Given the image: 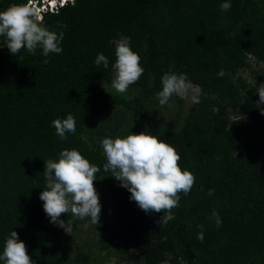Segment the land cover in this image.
<instances>
[{"label": "trees", "instance_id": "trees-1", "mask_svg": "<svg viewBox=\"0 0 264 264\" xmlns=\"http://www.w3.org/2000/svg\"><path fill=\"white\" fill-rule=\"evenodd\" d=\"M26 0H0V10ZM73 0L44 13L50 30L63 31L60 54L47 64L41 50L12 56L0 47V253L11 231L35 264H91L95 255L51 223L40 193L44 160L78 150L100 168V259L111 264H264V115L255 86L264 82V0ZM67 27H57V25ZM130 37L144 73L124 94L111 87L112 40ZM2 39V38H0ZM98 53L109 67H96ZM223 69L225 75L218 77ZM186 73L202 87L199 105L165 126L150 102L167 71ZM247 70L242 76L240 71ZM180 109L183 100L173 96ZM219 112H213V108ZM71 113L76 132L61 140L54 119ZM230 117L241 118L231 124ZM167 123V122H166ZM231 124V126H230ZM138 130V131H136ZM149 131L174 146L182 169L195 176L180 194L175 219L145 213L111 172L100 141ZM236 152V155H235ZM213 195H207L209 189ZM222 219L209 220L213 211ZM203 225L204 240L197 239ZM0 264H3L0 261ZM123 264V263H122Z\"/></svg>", "mask_w": 264, "mask_h": 264}, {"label": "clouds", "instance_id": "clouds-1", "mask_svg": "<svg viewBox=\"0 0 264 264\" xmlns=\"http://www.w3.org/2000/svg\"><path fill=\"white\" fill-rule=\"evenodd\" d=\"M69 1L26 0L25 3H12L0 10V47L6 46L12 56L18 55L22 49L35 56L40 49L45 57L42 62L47 64L50 54L62 53L64 32L50 30L41 15L54 12ZM220 8L228 11L231 3L225 0ZM57 27L67 26L58 24ZM111 43L115 45L111 87L117 93L124 94L139 81L144 68L140 64V56L130 47V37L120 36ZM94 63L96 67L103 65L107 69L109 58L98 53ZM217 75L223 77L225 72L221 69ZM161 84L162 89L155 93V98L161 106L169 109L176 107L170 102L173 96L188 100L192 105H199L204 95L202 87L189 80L186 73L169 70L162 75ZM255 90L259 95L256 105L260 108V105H264V82L256 85ZM213 112L218 113L219 109L214 107ZM260 112L264 115V108H260ZM242 118L230 117L231 124ZM51 123L61 140L67 139L68 133L76 132V121L71 113ZM100 144L106 158L104 171L111 172V176L131 193L129 199L135 201L145 213H163L156 221L160 226L175 219L172 210L179 207L180 194L187 196L196 179L191 171L179 165L181 157L175 147L149 131H129L124 136L106 137ZM44 165L45 187L39 198L43 201V210L50 222L68 234L72 232V221L61 219L64 213L81 220L90 218L92 224L98 225L102 206L94 181L100 168L90 163L75 148L61 150L58 160H44ZM213 193L214 189L210 188L207 195ZM212 219L217 227L222 226V219L215 210L209 217V220ZM198 227L201 231L197 233V239L203 242V225ZM0 261L3 264H35L27 252L25 242L19 239L14 230L4 243Z\"/></svg>", "mask_w": 264, "mask_h": 264}, {"label": "rangeland", "instance_id": "rangeland-1", "mask_svg": "<svg viewBox=\"0 0 264 264\" xmlns=\"http://www.w3.org/2000/svg\"><path fill=\"white\" fill-rule=\"evenodd\" d=\"M239 73L242 74V76H245L248 74V71L244 70L240 71ZM170 102L176 105L174 109H169L167 106H161L156 98H154L153 101L150 102L151 108L156 112V119H161L164 122L165 126H169V124L174 121V116H176V112L179 111L180 118L181 115H185L186 112L192 107V104L188 100H183L180 109L178 108L177 103L175 102L173 97L171 98ZM94 186L98 194L100 192V189L105 188V184L98 181H94ZM107 217V212L101 211L99 220H102ZM75 239L82 248H87V250H89L95 255L97 261L92 262L91 264H111L112 261L116 258L115 256H110L108 259H100V257H102L103 255V252L99 253V248L97 246V226L90 222V218H85L83 221H79L78 229L75 231ZM122 263L125 264L124 262H121L120 264Z\"/></svg>", "mask_w": 264, "mask_h": 264}]
</instances>
